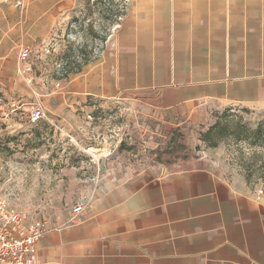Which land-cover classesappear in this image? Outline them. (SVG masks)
I'll return each instance as SVG.
<instances>
[{
	"label": "crops",
	"instance_id": "crops-1",
	"mask_svg": "<svg viewBox=\"0 0 264 264\" xmlns=\"http://www.w3.org/2000/svg\"><path fill=\"white\" fill-rule=\"evenodd\" d=\"M7 3L0 2V85L6 81L11 93L19 52L51 28L44 19L42 31L34 11L21 16ZM107 32L97 57L49 94L42 120L11 124L12 134L29 138L26 150L36 141L30 152L43 161L32 167L41 183L16 188L44 196L69 188L73 201L86 202L74 222L68 213L62 227L45 230L37 261L264 264V197L226 163L221 147L200 141L214 110L264 112V0H127L117 25L107 18ZM116 104L125 126L137 130L139 149L125 133L110 146L96 125L91 135L86 130L90 113ZM149 120L184 127L185 145L200 150L186 158L166 153L171 138L153 142L160 135L149 136ZM74 126L78 137L69 133ZM57 138L59 153L44 152ZM69 142L85 154L74 155Z\"/></svg>",
	"mask_w": 264,
	"mask_h": 264
},
{
	"label": "rangeland",
	"instance_id": "rangeland-1",
	"mask_svg": "<svg viewBox=\"0 0 264 264\" xmlns=\"http://www.w3.org/2000/svg\"><path fill=\"white\" fill-rule=\"evenodd\" d=\"M9 1L13 0L7 2ZM9 4L6 5L11 7ZM28 8L35 12L42 31L44 19H46L47 29L49 26L51 29L44 39L43 36L39 37L29 50L32 74L35 76L32 84L26 83L18 74L19 80H14L17 89L15 88L11 93L7 91L6 81L4 87L0 85L2 89L0 90V176L4 177L0 179V198L23 216L26 228L31 224L39 223L44 230L58 229L62 227L72 206L83 200L73 201L74 194L69 188L58 189L47 196H44L43 192H28V189L20 191L16 188L17 184L23 183L30 186L35 179L41 183L42 177H32L34 173H38L32 167L42 166L43 161L40 162L38 157L35 158L34 153L30 152L31 147L33 149V146H36V141H33L32 146L26 150L28 146L24 142L29 138H23L16 132L12 134L11 124L28 122L29 114L35 108H40L45 115L48 114L45 109L53 104L49 94L53 89H59L60 84L57 86L56 82L63 80H58L62 72L75 71L97 57L108 35L107 18H109L110 25H117L121 20L119 16L123 8L120 2L109 0H102L101 3L100 0H26L23 10L18 9L17 12L24 16L29 14ZM18 64L20 66L19 60ZM113 106L109 105L104 111L97 109L90 113V119H87V122L92 124L87 126L86 130L96 125V134L100 136V140L105 137L108 144L115 139L123 138L125 133L127 134L126 139L130 137L133 141L130 148L139 149L138 145H134L138 140L137 130L132 124L130 126L128 123L125 126V113L121 112L123 109L118 104ZM214 111L211 114V120L207 123L208 128L200 132V141L202 133L218 125L214 131L216 133L214 140H219L215 148L221 147L226 163L244 176V170L251 155L258 153L264 156V112H249L237 107ZM76 117L73 115L71 120L76 121ZM154 122L149 120V136L152 137L151 133L160 136H153L155 137L153 142H164L163 137L167 139L170 137L169 142L173 143V149L165 150L166 153L174 157L186 158L195 155L200 150V146L185 145L188 131L184 127L169 130L163 124ZM155 126H157V132H155ZM90 129L89 135H91ZM257 129L260 130L259 136L255 133ZM80 130L74 126L69 133L78 137L81 134ZM217 131L224 134L220 135ZM56 140V143H51L50 147L46 144L42 148L43 151L51 150L52 155L59 153L58 138ZM73 143L69 142L66 147L73 149L74 155L78 152L79 156H83L85 153L82 152L81 147ZM202 144L205 148H211L203 142ZM98 147L105 149L101 145ZM9 178L10 181H8ZM58 179L53 178V182L55 183ZM248 185L256 190L261 189L262 197H264L263 178L256 176L254 181ZM50 197H53L56 203L47 202L51 199Z\"/></svg>",
	"mask_w": 264,
	"mask_h": 264
},
{
	"label": "built area",
	"instance_id": "built-area-1",
	"mask_svg": "<svg viewBox=\"0 0 264 264\" xmlns=\"http://www.w3.org/2000/svg\"><path fill=\"white\" fill-rule=\"evenodd\" d=\"M8 0H0L6 3ZM26 0H13L15 9L23 10ZM120 2L122 11L125 10L127 0H113ZM120 18V17H119ZM20 66L18 73L26 83L32 82V65L30 63V51L27 48L21 49L18 55ZM57 81L56 85L59 86ZM44 117V112L40 108H35L29 114V121L32 124L38 123ZM96 177L91 178L94 181ZM257 195L262 196L263 191L257 190ZM86 202H76L71 210L68 219L69 223L74 222L85 210ZM45 233L44 228L39 223L24 226L23 216L15 209L11 208L4 199L0 198V264H40L36 259V245Z\"/></svg>",
	"mask_w": 264,
	"mask_h": 264
},
{
	"label": "trees",
	"instance_id": "trees-1",
	"mask_svg": "<svg viewBox=\"0 0 264 264\" xmlns=\"http://www.w3.org/2000/svg\"><path fill=\"white\" fill-rule=\"evenodd\" d=\"M101 1L102 0H100V3ZM109 1H113V0H109ZM124 13H125V10L122 11L119 17H122ZM80 68H77L75 71H71V72L63 71L61 74V77L58 80L66 79L67 74L76 73L80 70ZM217 127L218 125H215L209 128L208 130H206V132L201 134V141L205 143L206 146L211 147V148L217 147L219 140H216V141L214 140V135L216 134L214 133V131H216ZM222 131H225V130H222ZM259 132L260 130L257 129L255 132L257 136H259ZM217 133H219L220 135L224 134L223 132H220V131H217ZM244 171H245L244 177H245L247 184H250L251 182H253L256 176L257 178H263L264 180V177H263L264 176V156H260V154L258 153L252 154L249 162H247L246 169Z\"/></svg>",
	"mask_w": 264,
	"mask_h": 264
}]
</instances>
